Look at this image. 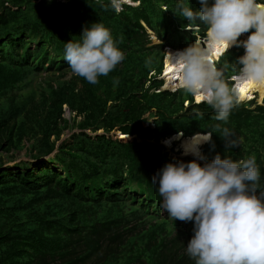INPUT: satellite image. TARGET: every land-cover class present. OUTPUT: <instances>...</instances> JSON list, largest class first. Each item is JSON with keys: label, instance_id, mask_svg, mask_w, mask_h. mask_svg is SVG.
Returning a JSON list of instances; mask_svg holds the SVG:
<instances>
[{"label": "trees", "instance_id": "16d2710c", "mask_svg": "<svg viewBox=\"0 0 264 264\" xmlns=\"http://www.w3.org/2000/svg\"><path fill=\"white\" fill-rule=\"evenodd\" d=\"M55 1L0 0V264H195L184 250L192 222L168 216L152 184L166 161L193 157L169 156L161 142L177 132L211 131L215 147L203 145L208 159L217 152L234 160L255 156L264 184V104H239L219 121L183 88L159 89L162 45H150L149 33L170 46L171 37L191 43L198 32L178 35L186 29L172 14L177 0H133L138 3L119 12L109 0H65V17L47 23L36 16L38 7ZM196 1L186 3L196 10ZM97 20L124 59L95 84L59 78L70 69L65 41L80 40L82 28ZM231 52L239 57L233 49L225 54ZM38 66L46 84L34 82ZM64 105L82 116L79 132L42 159L68 123ZM148 110L155 112L154 128L133 119V112ZM21 150L33 161L3 165L6 153Z\"/></svg>", "mask_w": 264, "mask_h": 264}, {"label": "clouds", "instance_id": "9594fccd", "mask_svg": "<svg viewBox=\"0 0 264 264\" xmlns=\"http://www.w3.org/2000/svg\"><path fill=\"white\" fill-rule=\"evenodd\" d=\"M109 3L119 12L128 0ZM198 3L200 7L194 10L186 0H177L176 8L190 23L198 21L205 28V40L179 50L177 61L169 63L181 87L209 105L216 120L227 121L241 102V83L251 82L264 90V0ZM245 32V39H237ZM79 36L78 41H65L64 59L73 74L95 84L124 59V53L98 20L83 27ZM215 44H222L225 51L233 44L243 47L236 59L235 84L230 85L212 62ZM224 131L227 136L228 129ZM225 141L226 145L237 144L235 139ZM204 142L215 147L211 131L193 133L181 143L182 153H191L193 159L166 161L156 170L152 184L162 197L160 206L174 220L192 222L184 250L195 264H264V184L256 157L234 160L217 152L208 159L199 147Z\"/></svg>", "mask_w": 264, "mask_h": 264}, {"label": "rangeland", "instance_id": "374dc122", "mask_svg": "<svg viewBox=\"0 0 264 264\" xmlns=\"http://www.w3.org/2000/svg\"><path fill=\"white\" fill-rule=\"evenodd\" d=\"M39 1V0H38ZM197 3L194 5V8L195 9H198L200 7L199 3H198V0L196 1ZM138 2L137 1H133V0H128V4H131V5H136ZM191 7V6H190ZM161 8H165V6H161ZM192 8V7H191ZM68 11V6L65 2V0H57L55 1L54 3H51L49 5H41L40 7H38L36 10H35V13H36V16L39 18V19H42L44 20L45 22H54L56 21L57 19L59 18H62V17H65L66 13ZM177 12H173L172 14L175 16V18L178 20V22H180L181 26H183V28L181 29H186L184 30L183 32H181V34L179 33L178 35H182L183 33L185 34L186 32L188 31H198L197 32V35L194 36V39L191 41L190 43V40L188 37H171L169 39V44L170 46L168 45H163V40H161L160 38H158L155 34V32H152V33H148L150 34V37H151V44L150 45H154V44H158V45H162V49H160V53H161V56H160V60H161V73L156 75V77L158 79H161L162 80V86L159 87L160 90H163L166 87L167 84H169L170 86L168 88H172V86H174L176 84V82H174V84H170L168 83V80L167 78L170 76V73L168 74H164L167 70H165V65H164V57L167 53V51L169 49H172L176 52V50H183L185 49L187 46H189L190 44H192L196 39H202L204 38V36L206 35V30H198V28H200L201 25H199L198 21L197 23H190L189 20H187L186 17H182L180 16L179 14V11L176 10ZM143 22V20H141ZM186 24H189V26H185ZM192 24H196L195 26H192ZM251 31V29L249 30ZM173 32H177V30L174 29ZM174 34V33H172ZM175 35V34H174ZM248 35V32H245V33H241L240 37H238L237 39H245ZM200 42V41H199ZM232 49L234 51H238L239 50V55H242L243 52H244V49L242 46H237L235 44H233L232 46H230L226 51L223 50L221 51V53H224L223 57L221 58L222 59V62L220 63V69L226 79V81L230 84V82L228 81V78L229 76L233 75L236 73V66H237V63H236V59L237 58H234V52H231L229 54H225L229 51H232ZM220 52V51H219ZM218 52V53H219ZM220 53V54H221ZM217 55L215 54L213 58H215ZM215 63V62H214ZM39 68L36 69L35 71L37 72H34L32 73L33 75L36 76L35 78V81L34 82H38V81H41L42 84H46L44 82L45 80V76H43L44 72H39V71H43L44 69L41 68V66H38ZM150 75H154V71L150 73ZM59 78L65 80V81H68V82H73V83H76L78 86H81L82 85V81L77 77V75L73 74L72 73V70L71 68L70 69H67L66 71L63 72L62 75L59 76ZM177 81V80H176ZM236 83V82H235ZM249 83V82H248ZM50 85H52L53 83H49ZM149 82H147L146 85H148ZM232 84V83H231ZM179 87L178 89H181L182 87L181 86H177ZM184 90V89H183ZM250 90V88L248 89ZM151 91H158L157 89H151ZM185 91V90H184ZM186 92V91H185ZM184 92V94H185ZM250 92H257V91H251ZM258 93V92H257ZM188 95V93H187ZM255 93L253 94V99L250 100V101H247L245 102L244 100L246 99H243L244 97L242 96L241 97V102L239 104H245L248 106V108H254L256 105H263L264 104V98L262 100H260L259 98V95H257L258 97L254 96ZM251 96V95H250ZM194 102L195 101V98L194 96H192ZM200 101V100H199ZM187 105V102L184 103V106ZM64 113H63V117L66 121H68V123L66 122H63L62 124V133L61 135L59 136L60 139L57 140L56 142L55 141H52L54 139V137H51L53 143H54V146H53V149H51L50 151H48L46 154H44L42 156V159H46V158H49L50 156H52L54 153H55V150L58 146V144L66 137H68L73 131H76V132H79V130L77 129L76 126H79L77 125L78 123L80 124V121H81V115H78L76 113V111H71L67 108L66 105H64V109H63ZM155 112L152 111V110H148L144 113H140V112H133V119H138L137 121L141 122L145 127H151V128H154V121L156 119V117L154 116ZM69 125V126H68ZM67 126V128H66ZM72 128V130H70V128ZM86 132L90 133V128H87L85 130ZM99 132L101 133L102 130H99ZM112 134V133H111ZM114 134V133H113ZM115 135V134H114ZM116 136V135H115ZM117 137V136H116ZM183 138H187V137H183L182 138L180 137V141L179 140H175V139H167L168 143L167 145H165L166 147V151L165 153L169 156H173V157H182L184 154L182 153V149H181V146H180V143H181V139ZM29 139V135L25 136V141ZM165 141V140H163ZM161 142V143H164V142ZM207 143V142H204L202 143L199 147H200V150L203 152L204 150V144ZM27 146H29V143H26ZM26 150H28L26 148ZM28 152H26V154H28ZM25 154V151L24 150H21V151H15L13 153H6L5 157H4V162H3V165L4 166H11L14 162V160H10V159H15V161L17 162H20L22 160H28V161H33V159L29 158V157H25L24 155ZM186 156H190V155H186ZM193 157V156H191ZM3 166V167H4ZM132 204L134 202H131Z\"/></svg>", "mask_w": 264, "mask_h": 264}, {"label": "bare ground", "instance_id": "6f19581e", "mask_svg": "<svg viewBox=\"0 0 264 264\" xmlns=\"http://www.w3.org/2000/svg\"><path fill=\"white\" fill-rule=\"evenodd\" d=\"M150 33H152V32H150ZM206 36V35H205ZM205 36H204V38H202V39H196L195 41L196 42H199V41H204L205 40ZM194 41V42H195ZM202 43V46H203V42H201ZM205 43H207V41H205ZM180 50V49H179ZM179 50H176V52L174 51V50H172V49H169L168 51H167V53H166V55H165V57H164V65H165V70H167L165 73H163V75L164 74H168V73H170V76L167 78V80H168V83H170V84H174V82H176V84L174 85V86H172V88H168L170 85L169 84H167L166 85V87L167 88H165V89H169V90H172V89H175V88H177V86H181L180 85V81L178 80V78H177V73L173 70V67L170 65V63H169V60L171 61V62H173V63H175L176 61H177V59H178V57H179ZM223 50H225L224 49V47H223V45L222 44H215V45H212V52H211V60H212V62L214 63V62H216V61H218L219 60V55H220V53H221V51H223ZM220 51V52H219ZM219 52V53H218ZM217 55L215 58H213L212 59V57H214V55ZM177 80V81H176ZM250 88V90L251 91H257V92H250V90H248ZM239 95H240V97H244L243 99H246V100H248V99H251V98H253V94L255 93V95L254 96H256V97H258L257 95H259V99L260 100H262L263 98H264V90H261V89H257L254 85H252L251 84V82H243V83H241L240 85H239ZM251 95V96H250ZM195 98V97H194ZM199 101V102H201L202 100L200 99V97L199 96H196V98H195V101ZM196 101V102H197ZM177 134V133H176ZM176 134H174V135H172V136H170L169 138H166L165 140H167V139H170V138H172V139H175V140H179L180 141V137L182 138V135H180V136H177ZM119 137H122V136H119ZM189 137H191V136H189ZM189 137H187V138H189ZM187 138H183V139H181V143L183 142V141H185ZM181 143H180V146H181ZM165 145H167L166 143H165ZM188 155H191V153H189Z\"/></svg>", "mask_w": 264, "mask_h": 264}, {"label": "water", "instance_id": "95a60500", "mask_svg": "<svg viewBox=\"0 0 264 264\" xmlns=\"http://www.w3.org/2000/svg\"><path fill=\"white\" fill-rule=\"evenodd\" d=\"M116 135H118V136H121V133L120 132H114ZM122 138H128V136L127 135H125V136H123ZM164 142V141H163ZM162 144H164L165 145V142L164 143H162ZM188 155V154H187ZM190 156H192V155H190Z\"/></svg>", "mask_w": 264, "mask_h": 264}, {"label": "built area", "instance_id": "2783aa9c", "mask_svg": "<svg viewBox=\"0 0 264 264\" xmlns=\"http://www.w3.org/2000/svg\"><path fill=\"white\" fill-rule=\"evenodd\" d=\"M234 79H235V81H236V78L235 77H233ZM235 84V83H234Z\"/></svg>", "mask_w": 264, "mask_h": 264}]
</instances>
